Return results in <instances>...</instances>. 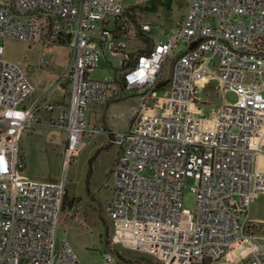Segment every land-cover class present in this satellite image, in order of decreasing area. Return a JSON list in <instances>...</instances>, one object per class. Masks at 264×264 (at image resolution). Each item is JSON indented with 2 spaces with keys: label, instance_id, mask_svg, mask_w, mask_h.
<instances>
[{
  "label": "built area",
  "instance_id": "obj_1",
  "mask_svg": "<svg viewBox=\"0 0 264 264\" xmlns=\"http://www.w3.org/2000/svg\"><path fill=\"white\" fill-rule=\"evenodd\" d=\"M125 2L0 0V264H82L66 238L57 240L65 182L22 176L19 134L40 124L42 111L57 113L49 126L68 133L69 166L91 135L109 133L91 126L88 113L128 91L138 101L125 115L126 146L112 171L113 237L158 263L204 264L228 254L233 264H264V241L248 213L264 194V171L255 169L264 157V0H192L177 33L146 50L128 49L153 26L135 20ZM7 40L43 51L72 44L70 66L56 83L70 86L67 106L48 94L32 99L36 86L5 57ZM117 56L118 71L92 78ZM43 57L44 66L54 62ZM214 82L237 101L203 117L209 104L200 91ZM189 179L193 209L183 204ZM112 259L105 254L106 263Z\"/></svg>",
  "mask_w": 264,
  "mask_h": 264
},
{
  "label": "rangeland",
  "instance_id": "obj_2",
  "mask_svg": "<svg viewBox=\"0 0 264 264\" xmlns=\"http://www.w3.org/2000/svg\"><path fill=\"white\" fill-rule=\"evenodd\" d=\"M132 0H126V7ZM191 0H169V8H160L157 12H147L144 20L150 22L153 30L150 33L154 40L161 36H172L177 33L178 25L187 11ZM130 42L128 49L133 44ZM5 57L19 63L36 86L32 99L46 95L52 101L68 105L70 86L56 87L59 77L66 73L72 58V44H54L43 51L39 45H28L20 41L4 42ZM43 52L54 62L50 66L42 65ZM120 57H111L102 61L92 78L100 79L107 71H118ZM172 71V61L168 62L162 72V80L167 81ZM123 99L111 101L107 106L98 108V113H88L91 126L97 123L108 129L109 133L94 134L87 139L69 166H66V142L68 133L64 129L49 126L57 113L42 111L40 124L27 127L19 134L18 149L25 163L22 176L42 181L65 182L67 201L63 210L57 240L60 243L67 239L82 264H171L157 262L154 258L138 251L125 249L113 237L110 222V204L113 188V168L116 159L126 146L124 135L129 127L126 114L136 111L137 96L134 92L124 93ZM200 97L209 104L201 116H211L220 105L234 103L237 96L234 92L223 93L216 87H207L200 91ZM114 138L111 139L110 135ZM108 146V148H104ZM0 145V152H2ZM92 163L90 160L98 153ZM255 169L264 171V157L255 163ZM194 181L189 179L184 190L183 204L186 209H193L196 196L193 192ZM250 219L256 224V233L264 241V194L255 199L248 209ZM111 253L113 259L106 263L105 254ZM211 264H233L227 254Z\"/></svg>",
  "mask_w": 264,
  "mask_h": 264
},
{
  "label": "crops",
  "instance_id": "obj_3",
  "mask_svg": "<svg viewBox=\"0 0 264 264\" xmlns=\"http://www.w3.org/2000/svg\"><path fill=\"white\" fill-rule=\"evenodd\" d=\"M191 3H192V0H191L189 6L187 8V11L183 15V17L188 12V10L191 6ZM125 6H126V4H125ZM164 7L169 8V0H149V2H147L143 5H141L139 3V0H132L129 3V6L126 7V10L135 15V17H133L135 20L139 19L144 23H150L147 20H144V14H146L147 12H157L160 10V8H164ZM158 37L159 38L157 40L162 39L161 36H158ZM157 40H154L150 34H147V35H145V37H142L140 40L135 41L136 43L133 44L132 49L133 50H146L148 48L150 49L153 47L154 42Z\"/></svg>",
  "mask_w": 264,
  "mask_h": 264
},
{
  "label": "trees",
  "instance_id": "obj_4",
  "mask_svg": "<svg viewBox=\"0 0 264 264\" xmlns=\"http://www.w3.org/2000/svg\"><path fill=\"white\" fill-rule=\"evenodd\" d=\"M110 137H111V139H113L114 138V135L113 134H111L110 135ZM106 149V148H108V146H105V147H103V149ZM99 152H100V150L98 151V153L90 160V171H89V174H91V172H92V163H93V161L94 160H96V158H97V156H98V154H99ZM68 198V196H66V199ZM212 263V261H208V262H206V263H204V264H211Z\"/></svg>",
  "mask_w": 264,
  "mask_h": 264
},
{
  "label": "water",
  "instance_id": "obj_5",
  "mask_svg": "<svg viewBox=\"0 0 264 264\" xmlns=\"http://www.w3.org/2000/svg\"><path fill=\"white\" fill-rule=\"evenodd\" d=\"M70 38H71L70 35H68V36H67V40L70 41Z\"/></svg>",
  "mask_w": 264,
  "mask_h": 264
}]
</instances>
